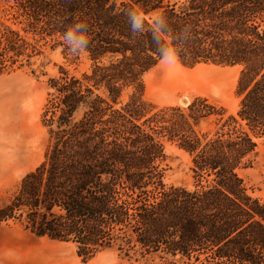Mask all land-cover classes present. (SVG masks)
I'll return each instance as SVG.
<instances>
[{
	"label": "trees",
	"instance_id": "obj_1",
	"mask_svg": "<svg viewBox=\"0 0 264 264\" xmlns=\"http://www.w3.org/2000/svg\"><path fill=\"white\" fill-rule=\"evenodd\" d=\"M75 20L88 24L89 70L49 79L43 160L0 223L73 244L84 261L114 248L170 264H264V203L239 174L256 149L248 131L264 134V0H0V75L30 61L31 40L69 49L62 33ZM169 46L183 65L241 67L237 118L211 137L195 131L222 115L206 100L156 111L143 100V76ZM167 142L189 155L191 188L165 184Z\"/></svg>",
	"mask_w": 264,
	"mask_h": 264
},
{
	"label": "rangeland",
	"instance_id": "obj_2",
	"mask_svg": "<svg viewBox=\"0 0 264 264\" xmlns=\"http://www.w3.org/2000/svg\"><path fill=\"white\" fill-rule=\"evenodd\" d=\"M36 50L28 63H15L0 75V208L8 203L20 179L42 160L48 135L41 119L52 89L50 78L60 69L80 77L90 61L85 53L75 54L55 39L31 40ZM241 67L200 63L194 66L162 60L143 76V100L153 111L164 107H186L195 99L206 100L221 117L207 116L195 131L211 137L216 125L228 117L237 118L240 96L237 81ZM233 125L223 126L232 133ZM219 128V126H217ZM223 131V130H222ZM256 143L250 165L240 171L248 192L264 203V134L249 132ZM226 135V134H225ZM164 182L167 186L191 188L190 157L173 143H166ZM170 264L158 256H129L105 249L89 261L77 256L73 244L37 237L17 222L0 223V264ZM176 264H180L177 262Z\"/></svg>",
	"mask_w": 264,
	"mask_h": 264
},
{
	"label": "clouds",
	"instance_id": "obj_3",
	"mask_svg": "<svg viewBox=\"0 0 264 264\" xmlns=\"http://www.w3.org/2000/svg\"><path fill=\"white\" fill-rule=\"evenodd\" d=\"M127 15L131 31L133 33L139 32L144 23L140 12L132 11ZM158 19L162 22V18ZM62 38L69 49L74 50L75 54L83 53L87 50L90 43L88 24L84 20H75L64 29ZM160 55L162 62L169 65L178 61L180 52L174 46H169L162 48Z\"/></svg>",
	"mask_w": 264,
	"mask_h": 264
},
{
	"label": "bare ground",
	"instance_id": "obj_4",
	"mask_svg": "<svg viewBox=\"0 0 264 264\" xmlns=\"http://www.w3.org/2000/svg\"><path fill=\"white\" fill-rule=\"evenodd\" d=\"M45 264V262H43ZM58 264V263H57Z\"/></svg>",
	"mask_w": 264,
	"mask_h": 264
}]
</instances>
